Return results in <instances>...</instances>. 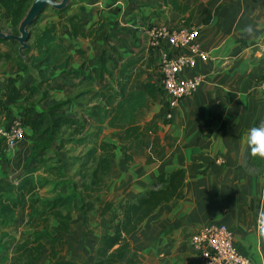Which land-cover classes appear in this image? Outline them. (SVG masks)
Returning <instances> with one entry per match:
<instances>
[{
    "label": "crops",
    "instance_id": "obj_1",
    "mask_svg": "<svg viewBox=\"0 0 264 264\" xmlns=\"http://www.w3.org/2000/svg\"><path fill=\"white\" fill-rule=\"evenodd\" d=\"M71 3L61 11L44 10L30 27L29 49L23 54L17 41L0 40V97L5 98L10 77L19 76L21 93L15 102L6 101L0 128L20 118L25 129L13 149L0 139V209L2 204L12 206V198L25 197L14 213L3 212L0 264H25L23 255L33 244L21 246L28 239L33 242L35 235L43 236L44 247L33 264L94 263L99 239L110 231L107 223L113 214L86 224L81 210L83 163L96 140L97 154L103 140L115 152L103 201L134 199L151 188L160 173L186 170L182 197L161 204L131 235L137 264H201L190 240L212 222L230 228L238 249L252 264H264V239L257 235L258 213L264 211V158L252 156L245 144L247 130L264 122V92L259 85L264 76V0ZM75 14L79 16L75 30L82 34L70 25ZM1 18L9 22L0 25L2 31L11 30L9 8L0 2ZM50 21L56 22L58 37L73 60L66 71L56 70L43 82V67L31 58L38 54L37 33ZM158 25L198 29L197 41L208 58L198 59L184 75L203 74L205 81L177 102L165 92L150 100L139 124L142 130L155 126L156 132L148 131L126 147L113 137L119 131L106 124L97 137L100 124L90 115L95 106L105 104L95 92L123 85L127 92L143 91L149 79L159 86L162 50L151 46L149 32ZM130 59L138 63L122 73ZM168 112L171 119L165 118ZM28 115L41 125L29 126L24 121ZM27 178L33 181L30 192L24 187ZM73 194L68 232L59 229L53 216L46 225L42 220L47 215L37 213L30 220L31 198L49 204Z\"/></svg>",
    "mask_w": 264,
    "mask_h": 264
},
{
    "label": "trees",
    "instance_id": "obj_2",
    "mask_svg": "<svg viewBox=\"0 0 264 264\" xmlns=\"http://www.w3.org/2000/svg\"><path fill=\"white\" fill-rule=\"evenodd\" d=\"M32 1L0 0L4 7L9 8L11 16L10 32L13 34H18V26ZM77 20H79V16L77 14L73 15L70 25L76 34H82L75 30ZM0 29L3 30L2 28ZM36 49L38 54L31 59L40 63L43 67L40 73L43 82L50 80L56 70L66 71L73 60L72 54L68 52L58 37L55 21H50L44 29L37 33ZM137 63V59L128 60L123 65L121 72H126L128 67ZM20 67L22 66L20 65ZM18 79L19 76L8 79L6 96L5 98L0 97V112L8 109L6 101L15 102L21 96L17 88ZM124 86H119V89L109 88L103 92H95L94 97L100 98L105 106H95L90 116L100 124V126L96 127L97 137L99 133L103 132V125L106 124L107 127L116 128L119 131L114 132L113 137H118L126 147L132 139H136L148 131L156 132L157 128L155 126L142 130L139 123L149 108L150 100H156L157 95L163 93L164 90L152 79L148 80L143 91L132 90L127 92ZM24 121L32 128H37L41 125V121L33 120L31 116L29 118V115ZM136 123L138 124L136 125ZM0 139L2 138L0 137ZM94 143V146L87 151L83 163L86 174L84 173L82 176L84 179L81 185L82 194L79 195L82 200L81 210L84 213L86 224H89L95 218L105 216L111 211H113V214L107 223V228L110 231L102 234L99 239L96 250L97 258L93 264H137V255L131 251V235L139 229L161 204L169 203L182 197L186 186V170L177 168L171 172L160 173L154 180L152 187L138 194L134 199L118 203L103 201L102 195L110 186L108 173L115 152L113 145L109 141L103 140L100 144L102 152L99 155L97 154V140ZM126 159L130 160L128 154H126ZM32 184L33 181L27 178L24 187L28 192H30ZM73 196L75 197L74 194L66 197L59 196L49 204L31 198L30 220H33V215L37 213L47 215V218L42 220V223L46 225L49 222V217L53 216L59 221V229L68 232L69 222L72 219ZM24 200L25 197L12 198V206L2 204L0 209V229L5 219L3 212L10 211L14 213L15 209ZM58 207L63 210L58 209ZM42 237L35 235L33 242L28 239L22 244L21 247L33 244L30 253L23 255L25 264H33L40 255L44 247V243L41 241V239H44ZM2 241L0 237V249L2 248Z\"/></svg>",
    "mask_w": 264,
    "mask_h": 264
},
{
    "label": "built area",
    "instance_id": "obj_3",
    "mask_svg": "<svg viewBox=\"0 0 264 264\" xmlns=\"http://www.w3.org/2000/svg\"><path fill=\"white\" fill-rule=\"evenodd\" d=\"M149 32L152 36L151 46L162 50L159 60V86L175 102L194 94L206 76L198 74L187 77L184 72L188 68H194L198 59L208 58V54L197 41L198 29L193 26L171 29L158 25ZM259 85L264 92V76ZM171 117V113H166V119ZM24 135V124L20 118H13L7 128H0V137L8 149H13ZM257 224L259 228L258 220ZM190 243L201 264H252L251 258L240 252L233 232L225 224L212 222L203 226L192 235Z\"/></svg>",
    "mask_w": 264,
    "mask_h": 264
},
{
    "label": "water",
    "instance_id": "obj_4",
    "mask_svg": "<svg viewBox=\"0 0 264 264\" xmlns=\"http://www.w3.org/2000/svg\"><path fill=\"white\" fill-rule=\"evenodd\" d=\"M69 2L70 0H33L19 24L18 34L0 30V39L17 41L20 44V53L23 54L24 51L29 49L28 41L31 37L30 27L38 20L44 10L48 7L64 10Z\"/></svg>",
    "mask_w": 264,
    "mask_h": 264
},
{
    "label": "clouds",
    "instance_id": "obj_5",
    "mask_svg": "<svg viewBox=\"0 0 264 264\" xmlns=\"http://www.w3.org/2000/svg\"><path fill=\"white\" fill-rule=\"evenodd\" d=\"M251 32V28L247 29ZM245 144L252 156L264 158V122L257 123L247 130ZM260 225L257 235L264 239V211L258 213Z\"/></svg>",
    "mask_w": 264,
    "mask_h": 264
},
{
    "label": "rangeland",
    "instance_id": "obj_6",
    "mask_svg": "<svg viewBox=\"0 0 264 264\" xmlns=\"http://www.w3.org/2000/svg\"><path fill=\"white\" fill-rule=\"evenodd\" d=\"M72 1V3H74V4H80V2L82 1V0H71ZM71 3V4H72ZM73 4V5H74ZM51 8V7H50ZM8 23L9 22H7L6 21V19H3V18H1L0 19V25L3 27V26H8ZM11 25V24H10ZM5 31H7V32H10V30L9 29H5ZM10 33H12V32H10Z\"/></svg>",
    "mask_w": 264,
    "mask_h": 264
}]
</instances>
